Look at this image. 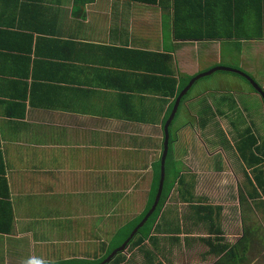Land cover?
Masks as SVG:
<instances>
[{"label":"crops","instance_id":"obj_1","mask_svg":"<svg viewBox=\"0 0 264 264\" xmlns=\"http://www.w3.org/2000/svg\"><path fill=\"white\" fill-rule=\"evenodd\" d=\"M197 1L212 27L184 41L176 0H0V203L14 216L11 232L0 231V264H57L58 248L110 234L101 249L139 200L129 191L147 189V201L177 98L160 78L178 88L180 77L238 56V69L264 79V0ZM227 73L236 72L211 74L183 101L170 128L176 157L178 137L210 112L196 89L224 84Z\"/></svg>","mask_w":264,"mask_h":264},{"label":"rangeland","instance_id":"obj_2","mask_svg":"<svg viewBox=\"0 0 264 264\" xmlns=\"http://www.w3.org/2000/svg\"><path fill=\"white\" fill-rule=\"evenodd\" d=\"M222 66L238 68L240 66L238 56L235 60L227 58L225 65ZM178 75L183 76L184 74L178 73ZM210 76L205 77L207 79L201 78L199 81L210 80ZM254 77L264 82L263 74ZM222 78L227 80L224 84L215 81L209 90L204 87V93L199 94V89H196L198 96L195 98L201 97L209 101L210 109H212L206 116L210 119L200 130L195 129L196 125L190 126L186 131L190 133V136L178 137L177 156L182 158L184 163L181 160V162H176V159L173 161V158L168 160L167 180L169 184H172L170 182L174 181L179 171L182 172L185 169L186 174L185 184L177 181L173 187V203H170L166 209L162 208L159 215V221H162L161 217L165 215L167 220L172 221L170 223L172 226L180 224L183 229L179 243L176 241L169 243L164 240V252L158 251L160 259L165 260L164 264H168L167 259L171 261V264H213L219 259V256L208 252L209 246L206 243L193 240L199 236L208 237L210 234L206 226L192 223L191 219L186 218L190 216V211L195 213L197 209V207L190 209V203H211L223 206L218 218L224 230V243L238 242L244 235V225L258 229L252 231L253 234L258 231L259 236L253 237L247 264H264V206L256 208L245 201L244 193L249 186L246 170L250 173L253 171L249 163L241 158L236 147L238 140L242 137L241 133L248 127L254 128L264 145V99L243 75L227 73L226 77ZM238 80L242 88L238 85ZM220 110L224 113L220 114ZM188 125L191 124L185 120L178 129H185ZM155 165L157 166V163ZM144 174L147 175L145 171ZM72 183L74 182H70ZM185 187L192 188L191 192L194 196L192 199L189 194L185 195L186 199L181 197L180 191H183L179 188L185 189ZM129 193L132 194L131 198L139 197V200L132 203L134 209L130 215L128 212L124 213L121 224L123 222L127 224L131 220L129 216L140 213L146 203L143 198L146 199L147 189L140 188L129 191ZM95 219L97 217L94 216ZM248 220L251 222L246 223ZM108 236L110 234L99 233L98 242L82 241L83 244L75 250L58 248L57 251L62 256L58 262L60 264H84V262L97 261L98 255L101 256L99 244ZM186 236L189 237V241L185 240ZM8 252L12 254L13 250ZM121 255L124 259L121 264H144L139 249L135 247L132 249L129 244ZM69 256L75 259H68ZM6 258L2 256L1 264H5Z\"/></svg>","mask_w":264,"mask_h":264},{"label":"trees","instance_id":"obj_3","mask_svg":"<svg viewBox=\"0 0 264 264\" xmlns=\"http://www.w3.org/2000/svg\"><path fill=\"white\" fill-rule=\"evenodd\" d=\"M147 1H156V0H147ZM170 2V0H160ZM179 5V7H178ZM183 5V6H182ZM195 12L201 15L200 19L198 20L197 24L193 22L191 12ZM175 37L184 41H190L193 39H201L197 36L198 31L205 33V30L210 31V25H208L205 20L206 15L201 14L199 11L198 1L197 0H176L175 4ZM202 35V34H201ZM163 65L165 63L163 62ZM167 70L164 72L168 73ZM250 74V73H249ZM193 76H185L179 78V85L177 88V79L171 78L169 76H163L162 79V89H164L163 93L168 94L172 97H176L179 95L180 91L188 84L189 80ZM254 77V76H253ZM255 78V77H254ZM177 82V83H176ZM199 80H196L191 89L183 96L176 116L173 122L170 125V128L174 125L177 116L179 115L180 108L182 106L183 101L188 97L191 93L192 89L194 88L195 84L198 83ZM262 95V94H261ZM263 96V95H262ZM264 99V97H263ZM209 104V103H208ZM173 104L171 106V109ZM212 109V108H211ZM210 106H209V110ZM220 114H223L224 111L220 110ZM210 118L207 116L201 118L200 125L205 127L208 123ZM242 137L238 140L236 147L241 158L246 162L249 163L251 166L252 173L246 170V175L248 178L249 186L248 190L244 193L245 194V201H248L249 204H253L256 208H262L264 206V145L261 143V139L257 133H255L254 128L248 127L245 129L244 132L241 133ZM173 141L174 139L170 136V147L169 153L166 160V177L164 182V189L161 195V199L159 204L155 210V212L150 216V218L145 222V224L139 228L137 233L132 237L129 242V245L132 249L138 248L139 252L141 253L144 264H164L165 260L160 259V255L158 251L164 252V240L167 242H180L181 236L180 234L183 232V229L180 224H175V226L170 225L168 228H164V221L166 216H162V221H159V215L161 213L162 208L164 207V203L166 201L167 196L173 191V187L177 181L180 184H185V173L184 170L176 174L174 181L168 183L167 180V164L170 158H173V161L176 162L180 161L176 155L173 148ZM181 162V161H180ZM153 180L152 185L149 193V197L146 201V205L142 212L136 216L135 218L129 220L127 224L123 227L116 228L110 238L109 242L104 243L102 248L99 249L101 252V256L98 255V260L93 263L84 262V264H100L104 261L114 250L119 248L122 243L130 236L133 229L136 225L142 220L145 216L147 211L152 206L156 193L158 191L159 180L161 176V161L157 162V166L155 165L153 169ZM251 186V187H250ZM183 192L180 191V195L182 198L186 199L185 195H190L191 199L194 197L191 190L192 188L181 189ZM117 198V197H116ZM125 203V202H123ZM190 209L197 207L195 213H191L190 216L186 217L187 219H191L192 223L195 224H202L206 226L209 230L210 236H199L197 238H193V240L201 241L206 243L209 246V253L219 256V259L213 264H247L249 258V252L251 250V245L254 236H259V232L256 231L254 234L252 231L258 229H252L249 226H244V230L246 235L244 238L240 239V241L231 244V243H224L225 237H223V228L219 221V215L223 209L222 205H213L211 203H190ZM249 207V206H248ZM11 210V209H10ZM9 207L5 203H0V211L4 214L0 220L4 219V227L0 228L2 232H11L12 226L14 224V216L10 214V218L6 219L7 212L10 211ZM117 210V209H116ZM118 211V210H117ZM10 219V220H9ZM115 219V221H114ZM110 221L114 224L116 222V218L110 219ZM119 223L117 220L116 224ZM8 226V227H7ZM165 234V235H162ZM188 234V232H187ZM186 236L185 240L189 241V237ZM188 243V242H187ZM122 253L118 254L116 258L112 261L111 264H121L124 260L121 255ZM167 256V254L165 255ZM168 264H171V261L167 259ZM60 264V263H57Z\"/></svg>","mask_w":264,"mask_h":264},{"label":"water","instance_id":"obj_4","mask_svg":"<svg viewBox=\"0 0 264 264\" xmlns=\"http://www.w3.org/2000/svg\"><path fill=\"white\" fill-rule=\"evenodd\" d=\"M220 70L233 71V72H236V73H239L241 75L248 77L251 80V82L255 85V88L264 97V88L256 81V79L253 78L251 75H249L247 72H245L241 69H238V68H234V67L215 66V67L211 68L210 70H208L206 72H201V73L195 75L194 77H192L190 79L188 84L180 91L179 95L177 96L175 103L173 105L172 111L170 113V116L168 117V119L164 125L165 139H164L163 151H162V156H161V176H160V180H159L158 191L156 193L154 202H153L152 206L150 207V209L145 214V216L142 218V220L133 229L130 236L122 243V245L119 248L114 250L100 264H110L116 258V256L118 254L125 252L127 247H128L130 240L132 239V237H134V235L137 233L139 228H141L145 224V222L150 218V216L155 212V210L159 204V201L161 199L163 189H164V182H165V177H166V160H167V156L169 153V147H170V125L176 116V113H177L178 108L180 106L181 100H182L183 96L191 89V87L193 86V84L195 83L196 80H198L202 77L211 75V74H213L217 71H220Z\"/></svg>","mask_w":264,"mask_h":264},{"label":"flooded vegetation","instance_id":"obj_5","mask_svg":"<svg viewBox=\"0 0 264 264\" xmlns=\"http://www.w3.org/2000/svg\"><path fill=\"white\" fill-rule=\"evenodd\" d=\"M248 73V72H247ZM249 74V73H248ZM250 75V74H249ZM252 76V75H251ZM243 77L245 78V79H247L254 87H255V85L251 82V80L248 78V77H246V76H244L243 75ZM253 77V76H252ZM254 78V77H253ZM257 82L259 83V81L257 80ZM260 84V83H259ZM261 85V84H260ZM262 86V85H261ZM256 89V88H255ZM257 90V89H256ZM258 91V90H257ZM181 160V159H180ZM184 173H185V169H184ZM186 174V173H185ZM251 221L250 220H248L246 223H250ZM245 226V225H244ZM245 235H246V232H245V230H244V235L240 238V239H242V238H244L245 237ZM199 241V240H198ZM240 241V240H239Z\"/></svg>","mask_w":264,"mask_h":264},{"label":"clouds","instance_id":"obj_6","mask_svg":"<svg viewBox=\"0 0 264 264\" xmlns=\"http://www.w3.org/2000/svg\"><path fill=\"white\" fill-rule=\"evenodd\" d=\"M52 264H54V262H52Z\"/></svg>","mask_w":264,"mask_h":264}]
</instances>
